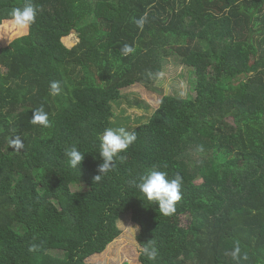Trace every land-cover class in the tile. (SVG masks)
Here are the masks:
<instances>
[{"label": "trees", "instance_id": "1", "mask_svg": "<svg viewBox=\"0 0 264 264\" xmlns=\"http://www.w3.org/2000/svg\"><path fill=\"white\" fill-rule=\"evenodd\" d=\"M28 2L37 16L22 29L11 11ZM18 34L0 48V264H87L126 215L141 248L158 249L141 264H237L236 245L239 264H264V0H0V44ZM172 60L196 95L164 96L94 183L115 104L154 88ZM41 107L48 126L31 123ZM73 145L78 168L64 155ZM153 167L182 177L171 215L132 183Z\"/></svg>", "mask_w": 264, "mask_h": 264}, {"label": "clouds", "instance_id": "2", "mask_svg": "<svg viewBox=\"0 0 264 264\" xmlns=\"http://www.w3.org/2000/svg\"><path fill=\"white\" fill-rule=\"evenodd\" d=\"M37 9L28 2L21 7L12 9L11 17L13 23L19 28L25 29L30 27L36 20ZM147 21V14L141 16L136 20L137 26L142 30ZM135 51V48L130 44H125L120 49L122 56H128ZM162 76L163 73H157ZM54 94L60 93L59 84L54 82L51 85ZM31 123L33 125L48 126V114L41 107L36 109L32 114ZM137 140V133L134 130H128L125 127L106 128L99 137V156L102 158V163L98 165V173L93 177L94 183L100 181L106 173L115 167V159H124L119 156L120 153L125 152ZM16 145L22 146L19 137L13 141ZM64 155L68 164L72 168L81 166L85 159V154L82 153L76 146L66 148ZM133 185L144 195L147 201L158 204V212L162 215H171L175 212V205L181 200L182 177L177 174L175 178L169 179L166 171H161L157 167H153L144 173L140 174L132 181ZM142 254L149 260H155L158 256V249L152 245L151 240L145 243L141 248ZM230 255L239 264L240 261H247V254L241 255L239 245H236L231 251Z\"/></svg>", "mask_w": 264, "mask_h": 264}, {"label": "rangeland", "instance_id": "3", "mask_svg": "<svg viewBox=\"0 0 264 264\" xmlns=\"http://www.w3.org/2000/svg\"><path fill=\"white\" fill-rule=\"evenodd\" d=\"M2 33L4 34L5 32L2 30ZM24 35H27V32ZM24 35H13V40L9 44L3 41L0 44V48L9 46L15 39ZM79 42V36L76 33H72L70 37L63 40L64 45L68 48H73ZM158 79L152 89H148L145 86H136L129 89L125 93L124 99L114 106L117 116L114 122L123 121V124L126 123L125 126H131L129 130H132L149 120L159 108L164 96L179 95L189 98L196 95L192 85L193 77L189 69L175 60H172L166 66L163 75L159 76ZM130 118V123L125 121ZM116 123L113 128L124 127V125ZM186 223L187 219H185ZM118 225L122 231L120 237L113 241L103 253L89 258L87 264H141L140 256L142 252L137 240L139 227L132 222L130 215L124 216Z\"/></svg>", "mask_w": 264, "mask_h": 264}]
</instances>
